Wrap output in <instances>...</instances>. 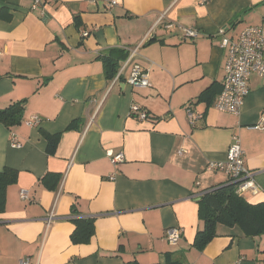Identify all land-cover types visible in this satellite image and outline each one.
I'll return each mask as SVG.
<instances>
[{
	"label": "crops",
	"instance_id": "0c3cea01",
	"mask_svg": "<svg viewBox=\"0 0 264 264\" xmlns=\"http://www.w3.org/2000/svg\"><path fill=\"white\" fill-rule=\"evenodd\" d=\"M178 26L197 36L186 40ZM250 26L264 30V0H60L36 10L0 0V110L25 101L19 125L0 123V172L18 174L0 214V264H264V236L235 227L218 225L208 246L193 247L200 197L228 184L207 168L226 161L234 137L257 186L243 197L264 203V131L253 129L264 80L249 78L238 115L214 109L227 55L218 31L237 40ZM135 48L150 86L132 88L129 70L107 81L102 56ZM132 104L149 119L130 115ZM188 104L200 116L193 124ZM45 175L56 176L54 189ZM74 215L94 219L86 244L70 241ZM173 228L182 231L175 246L164 239Z\"/></svg>",
	"mask_w": 264,
	"mask_h": 264
},
{
	"label": "built area",
	"instance_id": "2783aa9c",
	"mask_svg": "<svg viewBox=\"0 0 264 264\" xmlns=\"http://www.w3.org/2000/svg\"><path fill=\"white\" fill-rule=\"evenodd\" d=\"M31 10L42 8L45 2H59L60 0H30ZM108 5L114 6L120 0H106ZM211 0H199L200 4H206ZM161 21V19L159 20ZM174 25H167L170 29ZM180 32L187 40L193 39L197 36L195 30L182 28L178 26ZM225 31L220 29L218 35L220 40L219 47L225 49L227 52L226 61L224 65V78L221 91L218 94L214 109L221 113L238 115L243 104L244 98L249 92L248 81L252 75L264 80V30L261 27H246L240 32L237 40H231L224 36ZM89 33L83 32L82 37H87ZM136 48L128 51V56L124 60L117 71L116 78H119L122 73L129 70L127 83L132 88H147L150 86L148 75L146 71L135 63ZM185 111L190 124H193L200 118L192 110V104L185 106ZM130 115L139 120L146 121L149 119L148 114L139 106L132 104L129 108ZM33 121H37L36 117ZM253 129L264 131V116L261 118L258 125ZM108 157L114 163L122 161V154L113 155L108 152ZM208 171H220L224 173L228 182L235 186V194L244 195L246 192L256 193L257 186L253 181V176L248 172L243 165V152L237 137L233 138L230 143L226 161L224 163H212L208 166ZM20 197L25 199V192H20ZM52 219V215L48 217L47 222ZM182 231L179 228L168 229L165 232L164 239L168 245L175 246L181 239ZM20 264H30L28 259H23Z\"/></svg>",
	"mask_w": 264,
	"mask_h": 264
},
{
	"label": "trees",
	"instance_id": "16d2710c",
	"mask_svg": "<svg viewBox=\"0 0 264 264\" xmlns=\"http://www.w3.org/2000/svg\"><path fill=\"white\" fill-rule=\"evenodd\" d=\"M127 56L128 52L121 49H111L102 56L101 62L107 81H111L116 76L120 64L126 60ZM24 107L25 101L22 100L0 110V123L7 128L19 125L22 121ZM46 138V153L48 156H52L56 152L60 135H47ZM17 175L15 170L7 168L0 172V214L4 211L6 190L10 185L16 183ZM55 177L45 175L41 182L48 190H52L58 183L57 180L55 181ZM197 210L203 223L202 229L196 233L193 241V247L198 251H202L218 235L216 234L218 225L232 229L238 228L245 237L264 236V203L249 204L243 196L235 194V186L230 182L203 193L198 201ZM70 220L75 227L70 235L72 244H86L92 240L94 235L93 218L74 215ZM168 264L184 263L173 260Z\"/></svg>",
	"mask_w": 264,
	"mask_h": 264
},
{
	"label": "water",
	"instance_id": "95a60500",
	"mask_svg": "<svg viewBox=\"0 0 264 264\" xmlns=\"http://www.w3.org/2000/svg\"><path fill=\"white\" fill-rule=\"evenodd\" d=\"M233 185V184H232Z\"/></svg>",
	"mask_w": 264,
	"mask_h": 264
}]
</instances>
